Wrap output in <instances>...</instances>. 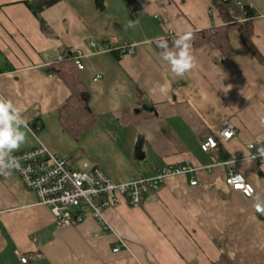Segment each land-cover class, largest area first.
<instances>
[{
	"label": "crops",
	"instance_id": "0c3cea01",
	"mask_svg": "<svg viewBox=\"0 0 264 264\" xmlns=\"http://www.w3.org/2000/svg\"><path fill=\"white\" fill-rule=\"evenodd\" d=\"M103 2L100 9L96 0H60L42 11L44 32L23 0H0V96L23 109L31 128L22 129L26 142L15 152L39 140L115 183L186 160L198 169L166 178L139 206L121 201L105 209L113 232L91 216L59 227L13 169L0 172V264H213L222 254L233 264H264V159H251L247 149L264 140V0H243L255 11L252 42L263 62L232 30L228 55L208 42L192 50L196 66L183 76L160 58L156 41L220 25L209 0ZM111 36L134 43L135 52L119 55L120 44L101 49ZM64 47L85 53L83 69L76 68L95 115L77 139L58 118L70 90L48 71ZM225 119L236 128L227 140L219 134ZM207 136L217 147L204 152ZM229 169L252 186L251 197L226 185ZM119 240L125 246L113 252Z\"/></svg>",
	"mask_w": 264,
	"mask_h": 264
},
{
	"label": "built area",
	"instance_id": "2783aa9c",
	"mask_svg": "<svg viewBox=\"0 0 264 264\" xmlns=\"http://www.w3.org/2000/svg\"><path fill=\"white\" fill-rule=\"evenodd\" d=\"M231 1L239 10L242 9L243 0ZM239 19L243 20V17ZM169 36H172L171 32H169ZM96 45L94 39L88 41V47L93 50ZM117 45H119L117 49L119 55L133 54L136 50L134 43L126 40L121 41L115 36L102 41L101 49L112 51ZM84 54V51L79 48L64 47L55 54L54 61L70 59L81 70L83 69ZM98 77L100 76L96 75L94 79ZM32 132L34 133L33 130ZM219 134L224 140L230 139L236 134V128L229 119H225ZM216 147L217 140L213 136H207L200 143V148L204 152L213 151ZM247 149L251 159H264V155H260L258 152L259 149H264V140L259 144L248 143ZM13 155L18 162V167L13 168L14 172L24 185L36 194L37 203L49 208L59 227L80 223L86 217L91 216L101 224L104 230L110 232H113V229L104 216L105 209L117 206L121 201L138 206L148 198L153 199L160 184L166 178L194 172L198 169L189 160H186L181 165L154 167L151 175H139L133 180L115 183L107 179L93 164L82 162L79 167H76L68 159L51 152L39 140L35 146L14 152ZM224 182L231 189L241 191L246 197L253 195L252 186L233 169L227 171ZM190 184L195 185L196 180H191ZM253 207L257 212L263 210L257 202ZM122 246H125V243L119 240L113 247V252L119 251ZM18 256L22 263L27 262L25 255L19 254Z\"/></svg>",
	"mask_w": 264,
	"mask_h": 264
},
{
	"label": "trees",
	"instance_id": "16d2710c",
	"mask_svg": "<svg viewBox=\"0 0 264 264\" xmlns=\"http://www.w3.org/2000/svg\"><path fill=\"white\" fill-rule=\"evenodd\" d=\"M59 1L60 0H23V3L38 19L42 31L47 32L49 29L44 19L41 17V13L46 8ZM209 2L210 8L222 19V23L218 26L191 31L193 34V39L191 41L192 50L208 42H212L222 52V54L226 56L231 51L228 37L229 33L232 30H236L240 34L248 49L253 52L254 56L260 62H263L261 55L256 50L252 42V20L255 16L254 9L249 4L244 2L242 3L241 10L236 8L231 0H209ZM96 4L100 9L104 7L103 0H96ZM240 17H243V20H240ZM179 35H172L166 38L170 48L173 47V40ZM159 43L160 40L156 41V46L159 51H161L158 47ZM48 71L50 73L57 74L70 90V94L58 108V118L64 129L77 139L80 133L92 129L95 124V115L90 110L88 105L89 90L85 83L79 78L78 69L70 59L60 62L54 61L53 64L48 67ZM37 129L38 127L36 125L32 127L34 132L37 131ZM76 156L77 153L72 155V157ZM213 264L233 263L227 256L222 254L214 261Z\"/></svg>",
	"mask_w": 264,
	"mask_h": 264
},
{
	"label": "clouds",
	"instance_id": "9594fccd",
	"mask_svg": "<svg viewBox=\"0 0 264 264\" xmlns=\"http://www.w3.org/2000/svg\"><path fill=\"white\" fill-rule=\"evenodd\" d=\"M129 22V27H134ZM193 34L185 31L173 40L170 48L167 39L160 38L158 47L161 49L160 58L170 65L171 71L177 76H183L196 66V58L192 51L191 41ZM161 92H168L170 86L158 85ZM23 109L11 99L0 96V172L18 167V162L13 153L26 142L27 134L22 129H27V121L22 116ZM264 155V149H259Z\"/></svg>",
	"mask_w": 264,
	"mask_h": 264
},
{
	"label": "bare ground",
	"instance_id": "6f19581e",
	"mask_svg": "<svg viewBox=\"0 0 264 264\" xmlns=\"http://www.w3.org/2000/svg\"><path fill=\"white\" fill-rule=\"evenodd\" d=\"M234 6L237 8V6L234 4ZM169 37V36H168Z\"/></svg>",
	"mask_w": 264,
	"mask_h": 264
}]
</instances>
